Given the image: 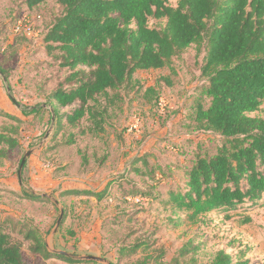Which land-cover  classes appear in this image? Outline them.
Here are the masks:
<instances>
[{
	"label": "rangeland",
	"instance_id": "374dc122",
	"mask_svg": "<svg viewBox=\"0 0 264 264\" xmlns=\"http://www.w3.org/2000/svg\"><path fill=\"white\" fill-rule=\"evenodd\" d=\"M60 14L58 0H45L30 10L19 1L0 0V69L4 72H0V107L23 120L0 119V132H11L18 143L14 150L6 145L0 150V222H16L13 212L25 214L20 220L46 236L62 206L54 247L61 248L60 239L62 249L73 254L83 248L112 264H210L223 250L234 262L243 254L248 264H264L261 208L236 210L228 218L211 212L196 223L176 225L172 221L184 220V213L172 212L161 203L169 189L183 187L182 169L192 165L196 153L213 154L221 144L218 135L199 130L193 121L206 83L200 71L205 43L178 54L170 69L138 71L128 86L109 92L108 98L99 97L94 111L101 115L96 119L100 127L95 129L94 121L86 117L76 126L62 124L57 131L50 96L67 70L47 56L43 39ZM16 24L21 29L18 34L12 32ZM148 25L161 29L165 21L151 19ZM200 100L206 107L208 100ZM23 108L37 112L25 116ZM250 116L264 118V100ZM39 143L41 151L26 159L23 181L33 179L35 188L50 192L61 206L50 200L21 202L8 190L22 156L29 150L33 153ZM104 188L108 194L101 201L60 195L69 189ZM244 218L250 221L242 225ZM30 245L31 241H24L26 264H69L33 254ZM190 246L197 250L180 254Z\"/></svg>",
	"mask_w": 264,
	"mask_h": 264
},
{
	"label": "trees",
	"instance_id": "16d2710c",
	"mask_svg": "<svg viewBox=\"0 0 264 264\" xmlns=\"http://www.w3.org/2000/svg\"><path fill=\"white\" fill-rule=\"evenodd\" d=\"M15 1L30 10L45 0ZM170 1L58 0L61 14L43 39L47 56L67 70L50 96L57 131L62 124L76 126L86 117L94 121L95 129L100 127L96 119L101 115L94 111L99 97L108 98L109 92L128 86L138 71L170 69L178 54L205 43L200 71L206 83L196 101L193 121L199 130L218 135L221 144L213 154L196 153L192 165L182 169L183 187L169 189L161 203L172 212L184 213V220L172 221L176 225L196 223L211 212L228 218L236 210L262 208L264 118L250 114L264 100V0H177L174 6ZM151 19L164 20L165 26L151 28ZM203 98L208 100L206 107ZM21 111L29 116L37 109ZM0 116L21 122L2 110ZM3 145L9 150L18 147L11 132H0V150ZM107 192L108 188L68 190L60 195L101 201ZM17 197L48 201L25 194ZM249 221L244 218L241 224ZM24 241H31L29 251L44 259L80 263L48 254L31 223L3 220L0 264H26ZM195 250L190 246L180 254ZM244 257L240 254L234 262L231 254L220 250L210 264H248Z\"/></svg>",
	"mask_w": 264,
	"mask_h": 264
},
{
	"label": "water",
	"instance_id": "95a60500",
	"mask_svg": "<svg viewBox=\"0 0 264 264\" xmlns=\"http://www.w3.org/2000/svg\"><path fill=\"white\" fill-rule=\"evenodd\" d=\"M1 74V73H0ZM8 92V96L11 100L12 103H14L18 108L19 105L16 104L15 100L11 97V95ZM52 112V123L54 121V113ZM32 154V150L27 151L21 158L18 169H17V179L18 182L20 184V186L23 188V192L26 193V195L35 197V198H43L46 200H50L52 202V204H54L55 206H61L57 200L55 198H53L50 194H34L33 192H31L30 190H28L26 187H24V183L22 180V170L24 168V164L26 162V159ZM62 208V207H61ZM60 208V214L59 217L57 218L55 225L53 226V228L51 229L50 233L43 238V242L45 245V249L46 252L48 254H53L56 256H63L75 261H88V262H93L95 264H112V262L110 260H108L107 258L103 257L102 255H94V254H84L81 252H77L76 254H73V251H69L67 250H63L62 247L61 248H55L54 244H52V238L54 237V235L57 233L59 226L61 224L62 218H63V210Z\"/></svg>",
	"mask_w": 264,
	"mask_h": 264
},
{
	"label": "crops",
	"instance_id": "0c3cea01",
	"mask_svg": "<svg viewBox=\"0 0 264 264\" xmlns=\"http://www.w3.org/2000/svg\"><path fill=\"white\" fill-rule=\"evenodd\" d=\"M0 110H2L3 112H5V113H7V114H9V115H13V114H11V113H9V112H7V111H5V110H3L1 107H0ZM12 117H14V118H16V119H18V120H20V121H23L22 120V118L20 117V116H18V115H13ZM0 119H4V117H1L0 116ZM42 145L39 143L38 145H37V147H36V149L34 150V152L32 153V155L33 154H35V153H37V152H39V151H41V149H42ZM31 155V156H32ZM26 167H27V165H26ZM26 167L24 168V169H26ZM25 177V173H24V175H23V178ZM23 178H22V180H23ZM23 183H24V187H26L28 190H30L31 192H33L34 194H49L50 192H48L47 190H40L39 188H35V182H34V180L32 179L31 181H28L27 179H25V181H23ZM7 185H9L8 187V190L11 192V193H13L14 195L13 196H15V198H17V199H15V200H18V201H20L21 200V202H25V203H30V202H32V203H35V201H31V200H25V199H20L19 200V198L17 197V194H21V195H26V193H24L23 192V188L20 186V184H19V182H18V179H17V176H16V179H15V181H9V183L7 184ZM6 185V186H7ZM69 190H87V189H69ZM88 190H90V189H88ZM8 191V192H9ZM65 191H68V190H65ZM98 191H100V190H98ZM98 191H96V192H98ZM64 192V191H63ZM15 201H13V203L11 204V206L12 205H15ZM59 203V202H58ZM60 204V203H59ZM61 205V204H60ZM62 207V206H61ZM8 210H12V208L11 209H8ZM261 210H264V207H262L261 208ZM13 211V210H12ZM16 214H18L17 212H13V213H11V215L12 216H14L15 218H17V220H20V217H24V215L25 214H21V216H16ZM19 215H20V213H19ZM16 220V221H17ZM23 221V220H22ZM53 228V227H52ZM51 228V229H52ZM51 229H50V231H51ZM59 230V229H58ZM50 231H48V234L50 233ZM47 234V235H48ZM57 234H58V231H57V233L54 235V237L52 238V244H54V242H55V238L57 237ZM46 235V236H47ZM46 236H41L42 237V240H43V238H45ZM58 243H59V245L63 248L65 245H64V243L60 240V239H58ZM72 248V247H71ZM79 251L81 252V253H84V254H94V255H99V253H92V252H90V251H87V250H84L83 248H79ZM109 260V259H108Z\"/></svg>",
	"mask_w": 264,
	"mask_h": 264
},
{
	"label": "built area",
	"instance_id": "2783aa9c",
	"mask_svg": "<svg viewBox=\"0 0 264 264\" xmlns=\"http://www.w3.org/2000/svg\"><path fill=\"white\" fill-rule=\"evenodd\" d=\"M20 25H18V24H16V25H14L13 27H12V32L14 33V34H18L19 32H20ZM134 128H135V126H133ZM138 201V200H137Z\"/></svg>",
	"mask_w": 264,
	"mask_h": 264
}]
</instances>
